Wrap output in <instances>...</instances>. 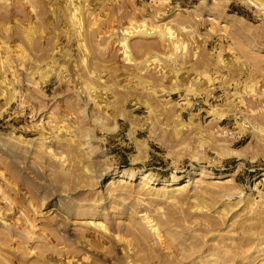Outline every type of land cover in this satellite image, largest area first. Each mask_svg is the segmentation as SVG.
<instances>
[{"label":"rangeland","instance_id":"obj_1","mask_svg":"<svg viewBox=\"0 0 264 264\" xmlns=\"http://www.w3.org/2000/svg\"><path fill=\"white\" fill-rule=\"evenodd\" d=\"M0 264H264V0H0Z\"/></svg>","mask_w":264,"mask_h":264},{"label":"bare ground","instance_id":"obj_2","mask_svg":"<svg viewBox=\"0 0 264 264\" xmlns=\"http://www.w3.org/2000/svg\"><path fill=\"white\" fill-rule=\"evenodd\" d=\"M115 172H116V171H115ZM124 173H125V172H121V174H122L121 176H123V175L126 174V173H125V174H124ZM149 173H150L149 171H143V172H141V177H142V179H143V180H150L149 182H151V179L148 178V174H149ZM114 174H117V173H114ZM115 177H116V175H113V178H115ZM129 179H130V180L135 179L134 175H130V176H129ZM164 184H165V185H172L173 183L170 182V181H168V182H164ZM190 234H191V233H190ZM193 239H194V238H193Z\"/></svg>","mask_w":264,"mask_h":264}]
</instances>
